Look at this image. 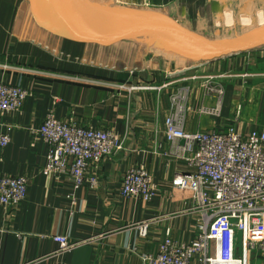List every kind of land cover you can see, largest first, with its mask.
<instances>
[{"label":"crops","instance_id":"obj_1","mask_svg":"<svg viewBox=\"0 0 264 264\" xmlns=\"http://www.w3.org/2000/svg\"><path fill=\"white\" fill-rule=\"evenodd\" d=\"M126 1L163 8L207 40L264 26L257 19L264 0ZM225 11L233 12L231 27L223 23ZM0 81L31 92L19 113L0 118V133L14 128L11 143L0 148V176L28 180L24 202L0 207V264H146L142 257L158 253L167 233L177 243H193L202 217L190 209L192 193L173 185L188 169L174 152L184 142H166L167 118L178 112L187 133L264 129V46L196 62L176 51H144L128 38L100 45L45 30L29 0H0ZM207 82L220 87L221 97L202 87ZM218 101L220 115L207 113ZM49 114L124 139L121 151L90 169L96 186L75 188L68 176L45 173L49 148L31 129L39 130ZM138 166L158 189L148 203L120 194L124 173ZM145 221L143 237L138 224ZM56 236L77 244L58 252ZM239 255L245 264H264L245 248Z\"/></svg>","mask_w":264,"mask_h":264},{"label":"built area","instance_id":"obj_2","mask_svg":"<svg viewBox=\"0 0 264 264\" xmlns=\"http://www.w3.org/2000/svg\"><path fill=\"white\" fill-rule=\"evenodd\" d=\"M202 87L210 93L220 87L208 82ZM30 90L0 81V118L19 113ZM236 107V113L241 112ZM207 113L219 116L220 102ZM14 128L7 126L0 133V148L12 141ZM31 134L42 139L49 148L45 173L65 175L75 188L97 185L89 171L104 159L116 155L124 147V139L113 130L80 127L73 122H63L49 114L39 130ZM166 141L175 145L176 156L188 172L178 174L173 185L176 189L190 191V209L201 214L199 235L191 243H177L167 233L155 255H146V264H245L239 250L245 248L252 258L264 259V129H253L244 134L229 127L213 128L187 133L184 118L177 113L166 120ZM26 177L0 176V207L15 209L27 197ZM157 187L147 170L131 167L123 176L120 194L127 199L151 202ZM141 235L146 237L148 222L138 224ZM240 235V240L238 239ZM59 245L58 252L72 248L68 238H53Z\"/></svg>","mask_w":264,"mask_h":264},{"label":"water","instance_id":"obj_3","mask_svg":"<svg viewBox=\"0 0 264 264\" xmlns=\"http://www.w3.org/2000/svg\"><path fill=\"white\" fill-rule=\"evenodd\" d=\"M30 3L45 30L63 37L83 35L100 45L125 38L135 40L133 34L144 30L173 43L179 55L196 62L213 61L264 46V26L229 40H207L178 24L182 22L157 11L126 8L111 15L91 11L73 0H30Z\"/></svg>","mask_w":264,"mask_h":264},{"label":"rangeland","instance_id":"obj_4","mask_svg":"<svg viewBox=\"0 0 264 264\" xmlns=\"http://www.w3.org/2000/svg\"><path fill=\"white\" fill-rule=\"evenodd\" d=\"M73 1H76L78 4L86 7L91 11L99 10L101 11V13H109L111 15L119 14L121 11H123L126 8H135L140 10H152V11L165 13L166 16L168 15L170 18H172L171 14L163 8L141 6L136 2L134 4H131L129 1L126 0H73ZM175 21L178 22L179 20L176 19ZM178 24L183 26L185 25L183 22ZM133 36L134 39L137 41V43H139L142 46V49L144 51H149V52L151 51V53L153 52L160 53L166 50L173 53L175 52L167 41L158 39L153 35H151L150 33H148L147 31L144 30H140L139 32L137 31L136 33L133 34ZM238 239L240 240V235H238ZM257 261H254L253 264H259V262Z\"/></svg>","mask_w":264,"mask_h":264},{"label":"clouds","instance_id":"obj_5","mask_svg":"<svg viewBox=\"0 0 264 264\" xmlns=\"http://www.w3.org/2000/svg\"><path fill=\"white\" fill-rule=\"evenodd\" d=\"M220 17H217V24L220 23ZM257 19L258 23L264 24V10H261L260 12L257 13ZM233 12L232 11H225L223 15V23L226 27H231L233 24ZM241 22L242 24H250L251 20L248 17H241Z\"/></svg>","mask_w":264,"mask_h":264},{"label":"bare ground","instance_id":"obj_6","mask_svg":"<svg viewBox=\"0 0 264 264\" xmlns=\"http://www.w3.org/2000/svg\"><path fill=\"white\" fill-rule=\"evenodd\" d=\"M98 8V7H97ZM164 15H165V13H163ZM165 40V39H164ZM165 41H167V40H165ZM169 44H170V46L172 47V49L174 50V51H176L177 52V49H176V46L173 44V43H171V42H169V41H167ZM161 44V43H160Z\"/></svg>","mask_w":264,"mask_h":264}]
</instances>
